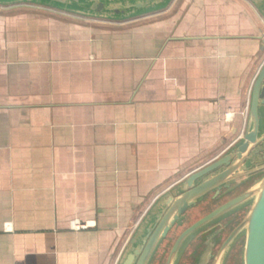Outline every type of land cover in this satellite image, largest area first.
Listing matches in <instances>:
<instances>
[{"label":"crops","instance_id":"crops-1","mask_svg":"<svg viewBox=\"0 0 264 264\" xmlns=\"http://www.w3.org/2000/svg\"><path fill=\"white\" fill-rule=\"evenodd\" d=\"M263 63L247 0L0 4V264H116L155 199L243 136Z\"/></svg>","mask_w":264,"mask_h":264},{"label":"water","instance_id":"water-1","mask_svg":"<svg viewBox=\"0 0 264 264\" xmlns=\"http://www.w3.org/2000/svg\"><path fill=\"white\" fill-rule=\"evenodd\" d=\"M18 1L39 3L75 13L109 19L129 18L164 8L170 0H0V4ZM264 19V0H250ZM264 108V63L250 92L247 126L243 136L225 154L190 173L178 185L155 199L138 223L116 264H148L159 241L180 216L196 205L206 193L218 192L228 181L262 171L259 178L242 194L215 208L186 228L176 239L167 264H172L184 241L203 225L242 203L249 205L243 220L231 231L219 253L235 238L245 235L242 264H264V134L259 110ZM159 221V222H158Z\"/></svg>","mask_w":264,"mask_h":264},{"label":"flooded vegetation","instance_id":"flooded-vegetation-1","mask_svg":"<svg viewBox=\"0 0 264 264\" xmlns=\"http://www.w3.org/2000/svg\"><path fill=\"white\" fill-rule=\"evenodd\" d=\"M247 1L255 8L250 0ZM262 4L264 5V3ZM262 20L264 21L263 18ZM263 128L264 122L261 125L264 134ZM263 153L264 149L260 154ZM261 173L262 171H257L240 179L228 181L227 187H222L217 193L214 191L206 193L198 199L196 205L188 208L180 216L179 222H175L169 228L166 235L156 246L148 264H167L170 251L176 239L186 228L215 208L248 190ZM248 210L249 205L242 203L235 209L222 214L218 219L203 225L183 242L172 264H242L245 235L241 234L237 236L223 255L219 252L224 241L231 231L243 220Z\"/></svg>","mask_w":264,"mask_h":264},{"label":"built area","instance_id":"built-area-1","mask_svg":"<svg viewBox=\"0 0 264 264\" xmlns=\"http://www.w3.org/2000/svg\"><path fill=\"white\" fill-rule=\"evenodd\" d=\"M86 226L87 224L80 223L77 220H74L73 222H71V227L73 229H81V228H85Z\"/></svg>","mask_w":264,"mask_h":264}]
</instances>
